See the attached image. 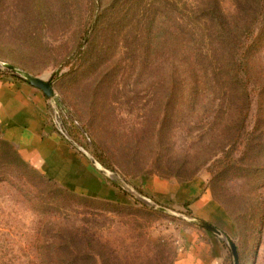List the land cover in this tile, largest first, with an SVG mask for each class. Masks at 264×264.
<instances>
[{"label": "rangeland", "instance_id": "rangeland-1", "mask_svg": "<svg viewBox=\"0 0 264 264\" xmlns=\"http://www.w3.org/2000/svg\"><path fill=\"white\" fill-rule=\"evenodd\" d=\"M186 1L197 11L209 0ZM139 2L0 0V61L44 81L54 78L58 115L67 126L77 117L88 128L119 172L110 170L111 180L131 195L123 204L66 192L0 141V264H176L184 228L200 227L156 210L161 205L193 217L187 204L157 201L154 190L191 183L229 215V239L240 248L241 264H264V33L246 61L252 101L246 123V110L226 115L208 109L215 88L196 105L186 73L187 92L169 110L168 81L158 82L154 60L143 64L138 53L140 19L133 16ZM147 3L154 12V0ZM111 4L127 14L119 33L103 41L107 36L100 32L96 44L106 48L100 52L102 45H95L83 58L81 48L88 47L95 21ZM222 5L233 12L232 1ZM72 67L75 73L65 76ZM91 103L99 111L93 115ZM49 116L55 118L51 106ZM164 116L157 137L154 125Z\"/></svg>", "mask_w": 264, "mask_h": 264}, {"label": "trees", "instance_id": "trees-1", "mask_svg": "<svg viewBox=\"0 0 264 264\" xmlns=\"http://www.w3.org/2000/svg\"><path fill=\"white\" fill-rule=\"evenodd\" d=\"M144 1L139 2V10L133 16L135 19H140L137 24L140 27L138 35L142 47L139 48L138 53L143 64L147 59L154 60V77H159L158 82L168 81L167 88L171 94V100L167 108L169 110L176 108L178 96L187 92L185 80L182 79L183 74L186 73L192 81L189 92L190 96L198 101H195L196 105H199L201 100H206L215 88L213 92L215 101L211 107L208 106V109L220 110L226 115H231L235 110H246L243 124L246 123L252 107L249 88L251 75L246 61L262 43L264 0H230L233 2L234 10L229 13L222 5L223 0H209L208 4L201 6L197 11H193L186 0H154V12L150 11L151 4L143 5ZM181 2H183L182 6L179 5ZM122 15L127 14L119 6L112 4L101 12V16L95 21L88 47L81 48L83 58L88 49L90 48L91 52L95 45H102L100 52L106 48L103 42L96 44V36L101 32V35L107 36L102 38L103 41L113 40L120 31ZM153 27L154 30H152ZM165 66H168L166 73L163 70ZM71 73H75V68H70L65 76ZM0 76L18 79L11 72L1 69ZM53 80H51L52 83ZM238 81H241V88L236 87ZM217 100L220 104H217ZM90 107L92 115L99 112L94 103H91ZM156 120L154 131L159 137L162 136L160 134L163 133L168 117L166 120L165 116L161 121ZM64 125L72 140L86 150H90L89 146L92 145L93 149L90 151L96 160L106 169L119 173L110 160L101 153L88 128L77 117L70 122L69 126L65 122ZM0 141L13 147L20 160L26 162L18 149L3 138L1 127ZM42 175L47 181L66 192L84 196ZM123 178L126 179L125 176ZM112 185L118 187L114 182ZM232 241L235 243L234 240ZM235 245L239 252V264H241L240 248L236 243ZM97 257L95 256V263ZM228 264H233L232 256Z\"/></svg>", "mask_w": 264, "mask_h": 264}, {"label": "crops", "instance_id": "crops-1", "mask_svg": "<svg viewBox=\"0 0 264 264\" xmlns=\"http://www.w3.org/2000/svg\"><path fill=\"white\" fill-rule=\"evenodd\" d=\"M49 106L40 90L19 78L0 76L2 135L26 162L74 193L128 202L125 190L111 178L100 176L85 155L62 136L54 119H50ZM173 186L169 190H154V198L180 206L187 204L193 217L215 226L229 238L234 224L208 191L200 190L195 183ZM181 239L183 251L176 264H228L232 256L226 242L205 229L186 227Z\"/></svg>", "mask_w": 264, "mask_h": 264}, {"label": "water", "instance_id": "water-1", "mask_svg": "<svg viewBox=\"0 0 264 264\" xmlns=\"http://www.w3.org/2000/svg\"><path fill=\"white\" fill-rule=\"evenodd\" d=\"M0 69L11 72V74L17 76L21 81H23V82L29 84L30 86H32V87L40 90L41 92H43V94L46 97L47 102L50 104V106L54 112V115L55 116L58 115V106L56 103V99L58 98V95L55 93L51 81H44V80H42L36 76H33L32 74L20 69L17 66H14V65L6 63V62L0 61ZM54 122L57 124V119H55ZM57 127H58L59 132L62 134V136L68 142H70L74 147H76L79 151H81L85 155V157L90 161V163L101 174H103L105 177L111 178V176L114 174L112 171H110V170L106 169L104 166H102L88 150L82 148L74 140H72L71 137L68 135V133H66L62 129V127H60L59 125H57ZM119 178L121 179V181L123 183H125V185L131 191H134L133 187L127 181H125L121 177H119ZM155 209L160 211V212L169 214L171 216L180 217L181 219H183V220H185L191 224H195L198 227L203 228V229L207 230L208 232L214 234L215 236L223 239L231 251L233 262H234L233 264H239V253H238V249H237L236 245L215 226L209 224L208 222L200 220L198 218L182 215L181 213H178L172 209L166 208V207L161 206V205H156Z\"/></svg>", "mask_w": 264, "mask_h": 264}, {"label": "built area", "instance_id": "built-area-1", "mask_svg": "<svg viewBox=\"0 0 264 264\" xmlns=\"http://www.w3.org/2000/svg\"><path fill=\"white\" fill-rule=\"evenodd\" d=\"M62 118V119H61ZM57 119V125H59L60 127H62V129L68 133L66 131V127L63 126L64 125V115H60V112H59V115L55 116L54 120Z\"/></svg>", "mask_w": 264, "mask_h": 264}]
</instances>
